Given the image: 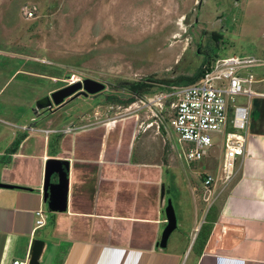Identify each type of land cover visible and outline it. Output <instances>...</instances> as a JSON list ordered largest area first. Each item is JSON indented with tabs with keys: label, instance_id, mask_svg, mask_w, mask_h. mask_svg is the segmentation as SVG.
<instances>
[{
	"label": "crops",
	"instance_id": "0c3cea01",
	"mask_svg": "<svg viewBox=\"0 0 264 264\" xmlns=\"http://www.w3.org/2000/svg\"><path fill=\"white\" fill-rule=\"evenodd\" d=\"M254 71L264 79L261 68ZM262 84L254 89L264 92ZM240 97L248 103L247 137L235 176L207 208L198 184H175L186 194L175 199L177 226L165 247L159 241L174 173L150 158L151 125L139 115L84 124L72 116L56 130L54 112L21 132L24 125L0 113V182L11 185L0 187V264L26 261L34 238L44 241L40 264H264V96ZM48 158L68 162L64 211L43 201ZM218 165L204 158L196 162L204 170L192 172L215 174ZM39 207L45 224L34 228Z\"/></svg>",
	"mask_w": 264,
	"mask_h": 264
},
{
	"label": "rangeland",
	"instance_id": "374dc122",
	"mask_svg": "<svg viewBox=\"0 0 264 264\" xmlns=\"http://www.w3.org/2000/svg\"><path fill=\"white\" fill-rule=\"evenodd\" d=\"M28 10L34 12L30 17ZM233 54L264 57V0H0V87L5 84L0 113L24 125L22 132L36 125L31 109L36 99L72 79L90 77L105 89L66 99L51 115V126L58 130L72 116L77 124L107 121L124 114L126 100L135 98L126 84L189 76L204 57ZM152 84L150 96L164 90L163 83ZM237 102L246 99L238 96ZM133 103V114L152 122L150 158L167 166L168 177L174 173L167 199L172 198L177 215L175 199L186 189L176 190L175 184H198L196 193L207 208L204 174L192 172L196 162L180 163L166 133L156 127L157 117ZM165 110L167 119L172 105ZM213 142L206 156L210 163L219 159L220 135L214 134ZM184 171L190 177L181 182Z\"/></svg>",
	"mask_w": 264,
	"mask_h": 264
},
{
	"label": "built area",
	"instance_id": "2783aa9c",
	"mask_svg": "<svg viewBox=\"0 0 264 264\" xmlns=\"http://www.w3.org/2000/svg\"><path fill=\"white\" fill-rule=\"evenodd\" d=\"M26 13L30 17L34 12ZM254 68L264 72V57L235 54L218 57L195 82L169 86L154 96L150 93L134 96L124 108L125 113L120 115L133 114L134 101L147 107L157 117L156 127L166 133L176 159L186 166L206 158L214 145L213 135H220L217 171L205 173L202 180L209 206L229 187L236 172V158L244 154L248 103H238L237 97L245 96L249 102L252 96H264V92L254 89L256 82L264 80ZM75 81L72 79L69 83ZM169 105H172V115L166 119L162 112L166 113ZM35 216L34 228L42 227L45 224L42 207L35 210ZM12 264H27V260H13Z\"/></svg>",
	"mask_w": 264,
	"mask_h": 264
},
{
	"label": "water",
	"instance_id": "95a60500",
	"mask_svg": "<svg viewBox=\"0 0 264 264\" xmlns=\"http://www.w3.org/2000/svg\"><path fill=\"white\" fill-rule=\"evenodd\" d=\"M105 89V84L99 80L86 77L82 81L69 83L63 87L51 91L49 94L36 99L32 109L35 118L41 116L43 110L55 111L63 106L68 98L79 95L88 96L99 93ZM56 106L57 108L53 109ZM68 162L61 158H48L45 162L43 179V201L51 212L64 211L67 207L68 192ZM0 187H11L9 184L0 182ZM166 225L162 230L159 244L165 247L169 235L177 226V218L171 199H167L165 206ZM44 241L34 238L31 244L27 264H40Z\"/></svg>",
	"mask_w": 264,
	"mask_h": 264
},
{
	"label": "trees",
	"instance_id": "16d2710c",
	"mask_svg": "<svg viewBox=\"0 0 264 264\" xmlns=\"http://www.w3.org/2000/svg\"><path fill=\"white\" fill-rule=\"evenodd\" d=\"M214 34V33H213ZM215 39L217 40V38L219 37V35L215 34L214 35ZM215 60L213 58L207 59L206 57H204L201 65L197 68V70L189 76H184V75H180L177 76L176 78H172V79H161V80H152V77H148L146 80H140V81H133L130 82L128 84H126V88L129 90V92L133 95V96H142L144 94H148L151 93L154 89L153 86V82H160L163 83L165 86H160L163 89H166L169 86L172 85H187L190 83L195 82L204 72L205 70H207L210 67V64L212 63V61ZM120 99V98H119ZM132 101V99H128L126 100V103ZM24 137V134L18 136L17 138L14 139V141L12 142V144L10 145V147L8 148V152L9 153H13L14 151H16L21 139ZM205 225L203 224L202 227H204ZM202 229L199 230V234L200 231Z\"/></svg>",
	"mask_w": 264,
	"mask_h": 264
},
{
	"label": "flooded vegetation",
	"instance_id": "af4514ba",
	"mask_svg": "<svg viewBox=\"0 0 264 264\" xmlns=\"http://www.w3.org/2000/svg\"><path fill=\"white\" fill-rule=\"evenodd\" d=\"M83 79H81V80H79V81H82ZM94 95V94H93ZM80 96H82V95H80ZM88 96H90V95H88ZM88 96H83V97H88ZM62 107V106H61ZM55 108H57L56 106H54L53 107V109H55ZM60 108V107H59ZM59 108H57V109H59ZM56 109V110H57ZM55 110V111H56ZM55 111H51V110H47V109H45V110H43V112H42V114H41V116L40 117H38V118H34V121H42V120H46L52 113H54Z\"/></svg>",
	"mask_w": 264,
	"mask_h": 264
}]
</instances>
